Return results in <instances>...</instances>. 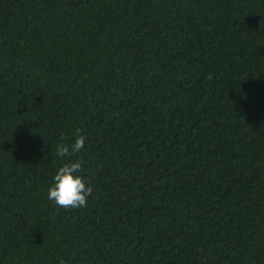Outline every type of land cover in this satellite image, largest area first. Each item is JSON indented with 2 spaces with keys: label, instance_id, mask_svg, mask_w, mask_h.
I'll list each match as a JSON object with an SVG mask.
<instances>
[{
  "label": "trees",
  "instance_id": "1",
  "mask_svg": "<svg viewBox=\"0 0 264 264\" xmlns=\"http://www.w3.org/2000/svg\"><path fill=\"white\" fill-rule=\"evenodd\" d=\"M0 264H264V0H0Z\"/></svg>",
  "mask_w": 264,
  "mask_h": 264
},
{
  "label": "clouds",
  "instance_id": "2",
  "mask_svg": "<svg viewBox=\"0 0 264 264\" xmlns=\"http://www.w3.org/2000/svg\"><path fill=\"white\" fill-rule=\"evenodd\" d=\"M74 137L71 144L64 142L63 134L59 137L60 142L57 143L55 149L56 155L61 159L69 158V162L58 168L53 177V183L48 189V199L64 209L87 207L88 198L93 192V188L86 183L84 177L78 175L82 169V161L73 162L70 159L84 148L86 136L80 129H77Z\"/></svg>",
  "mask_w": 264,
  "mask_h": 264
}]
</instances>
